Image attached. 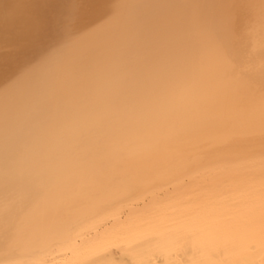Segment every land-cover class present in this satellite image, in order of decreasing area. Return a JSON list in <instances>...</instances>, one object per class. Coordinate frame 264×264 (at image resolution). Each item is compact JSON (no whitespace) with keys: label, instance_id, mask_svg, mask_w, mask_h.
Wrapping results in <instances>:
<instances>
[{"label":"bare ground","instance_id":"6f19581e","mask_svg":"<svg viewBox=\"0 0 264 264\" xmlns=\"http://www.w3.org/2000/svg\"><path fill=\"white\" fill-rule=\"evenodd\" d=\"M260 157L264 0H0V262L199 167ZM188 208L131 213L24 264H264L214 219L226 211Z\"/></svg>","mask_w":264,"mask_h":264},{"label":"rangeland","instance_id":"374dc122","mask_svg":"<svg viewBox=\"0 0 264 264\" xmlns=\"http://www.w3.org/2000/svg\"><path fill=\"white\" fill-rule=\"evenodd\" d=\"M262 159L260 157L258 159L255 158V160H247V162L246 160H242L241 162H233L231 164L219 163L216 166L215 164H212V166L206 165V167H202V169L201 167H199V170L196 169L195 171L193 170L190 173H186L182 178L180 177L179 179L175 180V182L174 180L173 182H169V185H159L161 186L160 188H157L158 185H156L155 187L157 188V190L154 187V189H150L149 192H146L144 195L142 194V197L138 196V198H134L133 201L130 200L131 202L129 201V203L127 204L124 203L125 205L123 207L120 204L119 207L121 206L122 209L117 208V206L115 209L113 208V210H109L112 212V214L111 212H106V210L103 213L101 212V214L100 212H92V214H87L89 215L88 217L87 215L82 216L80 219H78L79 224H77L78 220H76L74 225H71L66 231H64L62 236H58L55 239L53 238L51 240L45 241L47 242V244L42 242L41 245L39 244V246L32 247V249H30V251L28 252L26 249L19 248L17 249L19 252L16 250V253L21 255H17L14 257L18 258V256H21L22 258H18L20 260H18L17 258V260H15V258L12 257V259L9 258L10 260H12V262L8 259L9 262L6 260H2L4 263L1 261L0 264H24L26 263L25 259L28 260V263L31 260L34 261V258L38 257L39 254V257L46 256L47 258L51 256L54 257L58 254L63 255L64 253V255H67V253H70L73 245H75L76 243L80 245L85 240L96 239V236L101 235L94 234L100 228H105L117 221L122 222L124 220H128L129 218H131L130 216H132V214L135 215L133 216L134 218L137 216L140 217V215H142L141 217L154 216L158 213L157 211L162 210L163 208L164 213L170 212V210H179L186 207H189L188 209H191L192 211H201L204 207L207 208V210L214 209L215 212L219 213L221 211H226V214L223 213L222 216L219 214L220 217L214 219H217L218 221L223 220L224 223L225 221L231 222L233 223V226L237 225L236 228L241 232L243 231V233L245 232L246 234H264V218L261 217L262 220H259L258 218L259 214L264 213V162L262 161ZM150 207L152 210L150 209ZM216 209L221 211H217ZM114 210L116 213L114 212ZM100 215H102V217ZM84 218L88 220L85 221ZM82 219L84 220V223L86 222L87 224L85 223L84 225ZM89 219L92 221H89ZM211 220L212 218L210 219V221ZM96 221L99 222L97 225ZM90 222L92 223L90 224ZM228 222L225 224L226 227H228L229 225ZM91 225L97 226L98 228L95 227L97 230L90 228ZM89 228L91 230H89ZM76 231L78 232V234H76ZM70 239L72 240V242ZM246 240L248 244V241H250L249 238H247ZM57 243H59L58 246L56 245ZM63 244H65V246ZM54 246L56 247L54 248ZM62 246L65 248H63ZM36 248H38L39 250ZM52 248L54 249L50 252ZM250 248H252L253 250H251ZM34 251H38V253H35ZM246 251L248 253H253V251L257 252V254L261 253L262 258V256L264 255V244L256 245L255 248L254 246L252 247L247 245ZM257 254L255 256H258ZM26 255L31 257V260L30 258L27 259L28 257ZM258 257L255 258L258 260L260 259V257Z\"/></svg>","mask_w":264,"mask_h":264},{"label":"flooded vegetation","instance_id":"af4514ba","mask_svg":"<svg viewBox=\"0 0 264 264\" xmlns=\"http://www.w3.org/2000/svg\"><path fill=\"white\" fill-rule=\"evenodd\" d=\"M39 236L45 235V234H37ZM47 235V234H46ZM55 235V234H52ZM233 235V234H232ZM244 236L246 235V238H249L250 241H248V245L249 246H256V245H260V244H264V234H239L238 236ZM234 236H237V234H235ZM236 238V237H234ZM242 238H245L242 237Z\"/></svg>","mask_w":264,"mask_h":264}]
</instances>
